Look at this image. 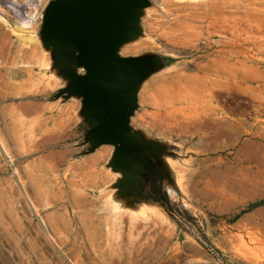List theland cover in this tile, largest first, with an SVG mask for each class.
Returning <instances> with one entry per match:
<instances>
[{
	"label": "rangeland",
	"instance_id": "rangeland-1",
	"mask_svg": "<svg viewBox=\"0 0 264 264\" xmlns=\"http://www.w3.org/2000/svg\"><path fill=\"white\" fill-rule=\"evenodd\" d=\"M50 1L0 0V264H264V0H151L121 49L161 62L131 119L168 151L157 205L122 200L57 96Z\"/></svg>",
	"mask_w": 264,
	"mask_h": 264
},
{
	"label": "water",
	"instance_id": "water-1",
	"mask_svg": "<svg viewBox=\"0 0 264 264\" xmlns=\"http://www.w3.org/2000/svg\"><path fill=\"white\" fill-rule=\"evenodd\" d=\"M151 6V0H52L42 17L41 41L67 82L57 96L82 100L81 114L91 125L90 152L104 145L116 148L109 166L121 175L118 193L131 186L124 161L132 150L164 148L131 126L140 89L160 70V59L121 55L125 45L142 36V17Z\"/></svg>",
	"mask_w": 264,
	"mask_h": 264
},
{
	"label": "flooded vegetation",
	"instance_id": "flooded-vegetation-1",
	"mask_svg": "<svg viewBox=\"0 0 264 264\" xmlns=\"http://www.w3.org/2000/svg\"><path fill=\"white\" fill-rule=\"evenodd\" d=\"M122 146L123 145L119 144L120 148ZM115 149L116 148L113 147L111 159ZM167 152L165 148H159L156 151L135 148L131 151V156H128L124 163L129 169L132 182L131 186L125 188L123 193H118L122 200L132 205H137L141 202L155 205L162 201L168 202L165 190V184L168 182V175L165 171L164 160V156ZM124 163L121 165L122 167H125Z\"/></svg>",
	"mask_w": 264,
	"mask_h": 264
}]
</instances>
